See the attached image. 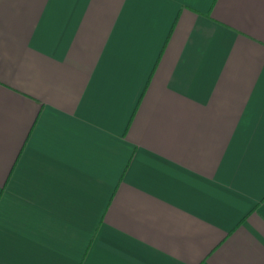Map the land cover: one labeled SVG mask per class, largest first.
<instances>
[{"label": "crops", "instance_id": "1", "mask_svg": "<svg viewBox=\"0 0 264 264\" xmlns=\"http://www.w3.org/2000/svg\"><path fill=\"white\" fill-rule=\"evenodd\" d=\"M0 264H264V0H0Z\"/></svg>", "mask_w": 264, "mask_h": 264}]
</instances>
